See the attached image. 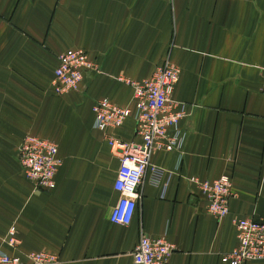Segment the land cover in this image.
Listing matches in <instances>:
<instances>
[{
	"label": "crops",
	"instance_id": "0c3cea01",
	"mask_svg": "<svg viewBox=\"0 0 264 264\" xmlns=\"http://www.w3.org/2000/svg\"><path fill=\"white\" fill-rule=\"evenodd\" d=\"M68 49L98 71L56 96L53 69ZM165 58L179 70L172 99L187 106L184 142L150 155L130 223L110 224L118 160L106 136L138 140L131 118L94 130L91 106L105 98L131 109V89L116 78L147 80ZM262 71L264 0H0V249L21 259L48 252L57 264H133L143 235L170 244L167 264H223L235 221H264ZM25 136L56 145L52 190L23 177L16 155ZM220 176L230 196L217 219L189 179ZM10 226L13 248L2 242Z\"/></svg>",
	"mask_w": 264,
	"mask_h": 264
},
{
	"label": "built area",
	"instance_id": "2783aa9c",
	"mask_svg": "<svg viewBox=\"0 0 264 264\" xmlns=\"http://www.w3.org/2000/svg\"><path fill=\"white\" fill-rule=\"evenodd\" d=\"M98 71L87 53L68 49L57 56L53 69L52 92L62 96L76 91L88 72ZM261 91L264 92V71L260 73ZM179 77V70L167 58L144 81L133 82L120 77L118 82L131 89L132 108L118 107L105 98L97 99L91 106L92 128L97 131L119 128L126 118L134 122V137L138 142H123L113 135L106 136L109 151L116 155L118 166L112 188L118 194L116 203L110 207L108 222L126 226L130 223L136 202L140 198L139 186L149 165L150 155L156 151L177 152L184 142V133L179 125L187 115V106L172 99V92ZM17 163L23 177L34 190L49 191L54 188V177L60 166L57 147L46 139L25 136L17 148ZM189 182L201 194L204 210L217 219L228 213L230 179ZM165 181L161 187L164 194ZM235 246L219 257L223 264H245L264 259V221L238 219L234 223ZM8 247H15L14 227L7 229L2 241ZM172 248L163 238H149L140 235L131 251L133 264H167ZM0 264H57L55 255L38 251L24 255H8L0 249Z\"/></svg>",
	"mask_w": 264,
	"mask_h": 264
}]
</instances>
